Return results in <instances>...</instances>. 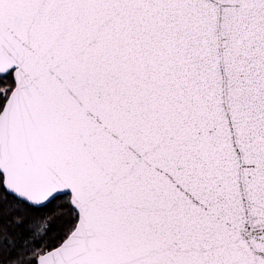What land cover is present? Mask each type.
Returning <instances> with one entry per match:
<instances>
[{"label":"snow or ice","instance_id":"snow-or-ice-1","mask_svg":"<svg viewBox=\"0 0 264 264\" xmlns=\"http://www.w3.org/2000/svg\"><path fill=\"white\" fill-rule=\"evenodd\" d=\"M0 264H264V0H0Z\"/></svg>","mask_w":264,"mask_h":264}]
</instances>
